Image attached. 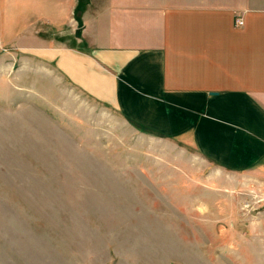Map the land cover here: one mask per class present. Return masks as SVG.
<instances>
[{"label":"rangeland","instance_id":"rangeland-1","mask_svg":"<svg viewBox=\"0 0 264 264\" xmlns=\"http://www.w3.org/2000/svg\"><path fill=\"white\" fill-rule=\"evenodd\" d=\"M51 1L0 0V264H264V165L222 169L81 93L41 54L92 0L74 36Z\"/></svg>","mask_w":264,"mask_h":264},{"label":"crops","instance_id":"crops-1","mask_svg":"<svg viewBox=\"0 0 264 264\" xmlns=\"http://www.w3.org/2000/svg\"><path fill=\"white\" fill-rule=\"evenodd\" d=\"M77 5L50 3L71 35ZM79 32L41 56L81 93L222 169L264 165V0H92Z\"/></svg>","mask_w":264,"mask_h":264},{"label":"built area","instance_id":"built-area-1","mask_svg":"<svg viewBox=\"0 0 264 264\" xmlns=\"http://www.w3.org/2000/svg\"><path fill=\"white\" fill-rule=\"evenodd\" d=\"M237 23H238L240 26H242V25H243V23H242V21H241V20H239Z\"/></svg>","mask_w":264,"mask_h":264},{"label":"trees","instance_id":"trees-1","mask_svg":"<svg viewBox=\"0 0 264 264\" xmlns=\"http://www.w3.org/2000/svg\"><path fill=\"white\" fill-rule=\"evenodd\" d=\"M79 9H80V10H78V12H82V11H83V9H82V7H81V6L79 7Z\"/></svg>","mask_w":264,"mask_h":264}]
</instances>
